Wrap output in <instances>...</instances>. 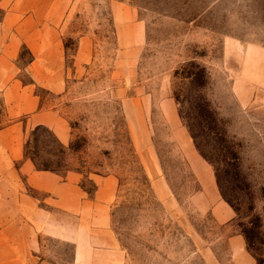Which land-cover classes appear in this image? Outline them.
<instances>
[{
  "label": "rangeland",
  "instance_id": "1",
  "mask_svg": "<svg viewBox=\"0 0 264 264\" xmlns=\"http://www.w3.org/2000/svg\"><path fill=\"white\" fill-rule=\"evenodd\" d=\"M59 2L65 86L47 87L30 74L35 55L23 42L14 71L39 106L21 112V88L11 102L0 100L1 127L9 123V106L19 126L13 184L19 198L34 202L38 245L19 264H264V0ZM33 3L0 0V33L14 38L27 17L39 14ZM171 109L211 166L214 186L191 159L181 128L169 122ZM38 115L47 123L37 124ZM37 126L53 136L38 133L30 149L52 170L37 169L25 155ZM26 165L61 180L76 176L88 199L112 179L113 195L99 209L112 235L98 233L97 255L76 263L74 243L57 235L67 237L78 225L52 202L54 193L31 185ZM213 189L221 203L234 205L232 219L215 216ZM2 190L4 203L10 185ZM24 208L20 199L17 207L3 204L1 231H10L9 216ZM16 227L26 234L25 223Z\"/></svg>",
  "mask_w": 264,
  "mask_h": 264
},
{
  "label": "crops",
  "instance_id": "2",
  "mask_svg": "<svg viewBox=\"0 0 264 264\" xmlns=\"http://www.w3.org/2000/svg\"><path fill=\"white\" fill-rule=\"evenodd\" d=\"M32 1L35 2L33 5L37 8L39 14H36L33 19L27 17L21 26L17 27V33L14 35V38H9L6 35L3 36L4 33H0V89H4L2 92L3 96L0 93V96H2L0 100L11 102L12 98H15L16 91H19V88H21L20 94L24 96V107L21 112L34 111L39 106V100L34 96L33 89L30 88V85L21 87L17 79V73L14 71L13 61L17 57L21 43L25 42L35 55V58L28 66L31 75H38L37 79H42L47 87L53 88L55 83L57 87L60 85L62 87L65 86V44L60 37V26L65 17L64 4H60L59 0L56 3L51 0H41V3L37 0ZM129 11V9H125V14H129ZM124 18L125 15L122 14L118 18L119 22L120 19ZM85 53L86 48L81 47L79 54ZM176 113L177 111L175 109H171L169 113H167L169 122L173 123L175 127L181 128L180 131L183 135L182 137H184L186 147L190 150L191 159L195 160V162L197 161V163L199 161L202 165L201 168L206 170V176L209 177L208 184L210 187L214 186L211 166L202 157L196 154L186 130L181 127V121L176 116ZM1 117L2 114L0 112V208L3 204L10 207H17L19 199L21 203L24 202L25 208L22 213L23 215L9 216L8 222H10V231H1L0 227V257H2L0 261L5 264L15 261V264H19V261H22L19 257L32 256L35 252V244L38 245V242L35 243L32 231L34 224V202L27 194H21V198H19L18 188L13 184L17 176V169L11 167L15 159H17L16 147L13 145L18 142L19 126L15 120L12 122V109L10 106L7 113H5V117L9 120V123L3 128L1 127ZM42 117L38 115L34 118V120L36 119V122H38L37 124L47 123ZM28 168V165H26L25 171L29 175L31 185L54 193L56 197L52 199V202H54L56 206L65 209L67 213L71 215L68 217V223L70 220L74 225H78L77 230L75 231L74 229L73 233L67 237L63 233H58L57 235L58 238L74 243L76 263H79L84 256L90 257V255L93 256L96 254L100 250L98 246L99 240L97 239L98 233L102 231L112 235V232L106 229L109 218L99 215V209H106L107 205L105 203L108 202L113 195L114 187L112 179H104L96 191L95 197L88 199L85 197L81 187H79L76 176L69 175V180L66 181L61 180V178L55 174L46 175L45 173L47 172L45 171L33 173L31 170H28ZM201 168L199 167V170H201ZM2 177L8 179L9 184L8 182L5 184L10 185V192L12 193L10 194V200L4 201V203L3 198L6 196H3L2 189L6 187V185H2ZM47 178L50 179L51 183L43 182V180ZM211 192H213V195L215 194L216 198L215 190L213 189ZM214 213L221 222L228 221L235 216L234 209L229 204L221 203L219 198L215 200ZM6 218V216L2 217L0 215V224ZM86 219H89V222L83 225L81 220L86 221ZM19 221L20 223H25L26 234L18 232V227H16V225ZM61 222L63 224L67 223L65 221ZM62 223L59 222V224ZM59 227L60 226L57 227L58 231L63 229L62 226L60 229ZM88 261L90 260L87 258V262ZM92 261L96 260L94 259Z\"/></svg>",
  "mask_w": 264,
  "mask_h": 264
},
{
  "label": "trees",
  "instance_id": "3",
  "mask_svg": "<svg viewBox=\"0 0 264 264\" xmlns=\"http://www.w3.org/2000/svg\"><path fill=\"white\" fill-rule=\"evenodd\" d=\"M202 114V113H201ZM200 114V115H201ZM202 116V115H201ZM202 118V117H201ZM205 121V120H204ZM189 129H190V131H191V134H192V136H193V138H194V140L196 139V135H195V133H194V131H193V128H192V126H190V124H189ZM42 131H45V132H47V133H49V135H51V136H53V133L47 128V127H44V126H37L33 131H32V133H31V135H32V137L31 138H33V139H31V140H29L27 143H26V146H25V155L26 156H28V157H30L32 160H33V162H34V164H35V166H36V168L37 169H40V170H52V168L47 164V162L45 161V160H43L41 157H39L38 155H34L35 154V152H32V149H30V146H31V144H33V145H35L34 144V142L36 141L35 139H36V137H37V134L38 133H40V132H42ZM57 139V138H56ZM62 153H65L66 152V149H65V147L62 145ZM198 149L200 150V152L202 153V150L200 149V147L198 146ZM203 154V153H202ZM203 156L204 157H206L204 154H203ZM208 160V159H207ZM54 170V169H53ZM229 203H230V201H228ZM231 204V203H230ZM231 206H232V208H234L235 209V207H234V205H232L231 204ZM236 210V209H235Z\"/></svg>",
  "mask_w": 264,
  "mask_h": 264
}]
</instances>
